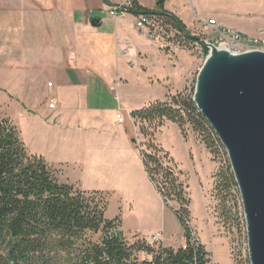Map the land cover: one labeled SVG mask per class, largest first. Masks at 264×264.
Segmentation results:
<instances>
[{
  "label": "crops",
  "instance_id": "crops-1",
  "mask_svg": "<svg viewBox=\"0 0 264 264\" xmlns=\"http://www.w3.org/2000/svg\"><path fill=\"white\" fill-rule=\"evenodd\" d=\"M78 16L83 3L72 0H0V91L15 105L16 118L28 122L35 151L63 170L60 181L109 195V201L118 197L116 217L124 235L162 234L164 203L136 147L139 124L132 114L181 91L184 70L138 34L130 18H107L95 27L97 15H89L86 24L74 22ZM162 129L181 137L197 175L201 166L210 175V162H199L195 140L165 121L154 133L160 146ZM132 215L139 220L127 226L125 216Z\"/></svg>",
  "mask_w": 264,
  "mask_h": 264
},
{
  "label": "trees",
  "instance_id": "trees-1",
  "mask_svg": "<svg viewBox=\"0 0 264 264\" xmlns=\"http://www.w3.org/2000/svg\"><path fill=\"white\" fill-rule=\"evenodd\" d=\"M128 2L127 13L149 17L169 46L187 49L201 43L202 38L166 10L164 2L156 9L146 8L138 0ZM132 116L148 125L141 128L145 137L152 136L150 129L171 121L185 138L189 129L201 132L212 153L224 148L197 109L193 95L179 92ZM143 147L141 158L150 181L166 203H177L172 209L184 229L181 248L155 247L136 238L128 241L120 230V218L106 219L107 201L100 192L82 191L60 181L57 170L44 157L28 151L18 127L0 117V264H212L211 253L190 225L191 199L175 160L154 140ZM216 178L215 196L221 212L234 219L238 217L234 210L238 186L231 166L221 168ZM96 235H100L97 240L93 239ZM140 253L148 258L141 260Z\"/></svg>",
  "mask_w": 264,
  "mask_h": 264
},
{
  "label": "rangeland",
  "instance_id": "rangeland-1",
  "mask_svg": "<svg viewBox=\"0 0 264 264\" xmlns=\"http://www.w3.org/2000/svg\"><path fill=\"white\" fill-rule=\"evenodd\" d=\"M72 1L75 3H83V16L76 17L74 22H80V19H83L86 24L89 15H94L93 18H95L96 15L105 16L107 21V18H111L107 14L109 8L123 4L126 0H108L107 3L104 2V0ZM128 1L129 0H127V3ZM160 1L167 3V5L180 16L181 20H185V23L194 35L216 46H227L226 41L218 32L219 29L235 31L243 34L245 37L264 39V0H139L143 6L150 9L158 8L159 6L157 5ZM195 12L200 14L199 18L195 16ZM123 18H130L133 21L132 23L134 25L136 24V17L130 14H126ZM209 19H215L221 26L217 27V24H214V27H209ZM70 20L71 18H69V38L71 37L74 39L73 35H75V29ZM108 23H110V26H113L111 20L108 21ZM157 30L159 31L161 29ZM138 34L147 37L151 43L159 48V50L169 56L171 61L174 62L175 67L180 66L183 68L184 74L180 87L181 91L177 90V93L175 92L174 95L179 92H184L187 95H194L199 71L204 65L208 54L202 55L204 50L201 51V48L197 47L180 50H176L172 47L173 50L165 51V49L160 48V39H152L140 31H138ZM85 50H89V48ZM229 50L232 52H241L240 48H229ZM175 72H177V70ZM172 96L173 95H167L165 100H170ZM15 108V105H10L6 96L4 97V93L0 91V117L5 119L10 118L14 121L13 124L18 127L28 151L31 154L44 157L49 163L48 157L43 152L35 151L36 148L32 146V143L35 142V135L30 131L27 121L23 122L19 117L16 118ZM137 122L139 125L136 136V147L141 156L142 149H145V147L142 148V146L145 142L155 141L154 133L159 131L163 125L157 129H150L149 132L152 136L145 137L142 134L141 128H149L148 125L142 124L139 121ZM158 137L161 140L160 144L162 148H165L167 151V148H169L172 151L170 154L174 158L179 171L182 172V179L188 188L191 199V206L189 207L190 225L194 230V234L198 236L207 250L211 253L212 264H250L247 230L244 231V227H241L242 223L240 217L242 218V214L237 200L234 202V210H236L239 220L236 215L234 219L224 217L220 209V201L215 196L216 175L221 168L230 166L225 148L217 151L218 153L216 154L212 153L204 142V135H201V132H195L189 129L188 138L195 140L201 150V155L198 156L199 162L204 164V162L208 163L209 161L211 166L210 175H207L204 166H201V170L198 172L200 176H198L189 152L180 146V136H176L171 131L168 133L165 129H162V134L158 135ZM155 144L159 145V143L156 142ZM204 158L206 160H204ZM56 170L60 180L63 170L61 168H56ZM158 194L160 195L159 192ZM105 196L104 198L107 201L106 219H114L118 215V209L120 207L118 197H111L109 201V195ZM162 200L164 203L163 219L165 222V230L162 233L163 235L160 232L163 240L156 245H164L165 243L174 248H181L185 245L184 229L172 209V207L177 206V203L174 201L166 203L161 196V198L159 197L160 204H162ZM125 220V224L130 226L139 219L135 215H132L131 217L125 216ZM120 228H122V226ZM148 233L150 234H141L140 236H133L126 233L125 236L130 242L136 239L147 242L148 238L155 235L152 234V232ZM99 237L100 235H96L93 236V239L97 240ZM139 258L142 260L148 258V256L145 253H140Z\"/></svg>",
  "mask_w": 264,
  "mask_h": 264
},
{
  "label": "water",
  "instance_id": "water-1",
  "mask_svg": "<svg viewBox=\"0 0 264 264\" xmlns=\"http://www.w3.org/2000/svg\"><path fill=\"white\" fill-rule=\"evenodd\" d=\"M92 25L99 26L96 20ZM201 43L209 54L193 102L228 154L243 203L250 264H264V51L238 53Z\"/></svg>",
  "mask_w": 264,
  "mask_h": 264
},
{
  "label": "built area",
  "instance_id": "built-area-1",
  "mask_svg": "<svg viewBox=\"0 0 264 264\" xmlns=\"http://www.w3.org/2000/svg\"><path fill=\"white\" fill-rule=\"evenodd\" d=\"M130 3H127V0L123 3V4H119L115 7H111L109 8V10L107 11V14L114 19L117 18H121L123 16H125L127 13V7H129ZM98 22V24H104L106 22V17L105 16H97V18H95ZM136 24H135V28L136 30L142 32L143 34H146L147 36H149L152 39H156L159 40L160 39V43H161V48L163 49H167L169 48V50H180V48H178L177 46H169V44L167 43V41L165 40L164 36L161 34V31L157 30L159 29V26L154 22V21H150L149 17L146 16H140V17H136ZM211 25L216 24L215 21H210ZM218 32L222 35V38L226 41L227 46H225L227 49L229 48H240L241 52L238 53H242V52H247V51H252V50H262L264 51V39H259V38H254V37H245L243 34L235 32V31H226L225 29H219ZM229 46V47H228ZM173 47V48H172ZM195 47L197 48H201V51H203L202 55L206 54V48H204L202 46V43H197L195 45ZM245 48V49H244ZM200 50V49H199ZM49 86H52V84H49ZM54 105L52 104L51 107H53ZM117 119L119 121V123H123L124 122V116L123 114L119 113L117 115ZM236 194H237V202L238 205L240 206L241 209V214H242V221H243V227H244V231H246V221H245V214H244V209H243V203H242V199H241V195H240V191L237 188L235 190ZM163 240L162 235L160 233L155 234L154 236L148 238L147 242L148 244L154 246L157 243L161 242Z\"/></svg>",
  "mask_w": 264,
  "mask_h": 264
},
{
  "label": "bare ground",
  "instance_id": "bare-ground-1",
  "mask_svg": "<svg viewBox=\"0 0 264 264\" xmlns=\"http://www.w3.org/2000/svg\"><path fill=\"white\" fill-rule=\"evenodd\" d=\"M222 48H226V47H222Z\"/></svg>",
  "mask_w": 264,
  "mask_h": 264
}]
</instances>
